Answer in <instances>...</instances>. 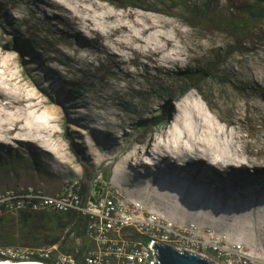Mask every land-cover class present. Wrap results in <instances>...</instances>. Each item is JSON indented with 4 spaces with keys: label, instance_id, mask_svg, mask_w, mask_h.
I'll use <instances>...</instances> for the list:
<instances>
[{
    "label": "rangeland",
    "instance_id": "374dc122",
    "mask_svg": "<svg viewBox=\"0 0 264 264\" xmlns=\"http://www.w3.org/2000/svg\"><path fill=\"white\" fill-rule=\"evenodd\" d=\"M96 1L42 0L39 10L68 19L70 29L86 39L97 33L124 69L143 71L128 63L135 55L149 69H180L186 75L184 85L193 89L179 101L170 97L160 107L154 103V111L139 114L135 111L145 104L137 105L138 91H130L134 97L127 109L121 104L126 98L116 97L111 110L105 109L107 104L99 107L98 98L93 107L101 121L89 125L112 130L116 141L110 148L72 119L63 131L61 108L21 76L14 57L0 53V192L30 185L54 194L69 181L111 184L112 179L122 192L161 216L212 226L264 256V21L254 25L229 7L249 0H113L124 9ZM195 7L206 9L212 24H195L187 12ZM225 21L246 25L250 32L236 37ZM99 70L108 76L116 69ZM170 112L162 126L136 124L155 117L161 121ZM108 120L118 126L104 125ZM127 143L134 145L127 148ZM81 145L89 177L70 148ZM204 169L220 175L218 190L205 183ZM230 178L239 181L238 187H229ZM242 183L248 184L239 187ZM250 256L264 264V258Z\"/></svg>",
    "mask_w": 264,
    "mask_h": 264
},
{
    "label": "trees",
    "instance_id": "16d2710c",
    "mask_svg": "<svg viewBox=\"0 0 264 264\" xmlns=\"http://www.w3.org/2000/svg\"><path fill=\"white\" fill-rule=\"evenodd\" d=\"M41 1L0 0V53L14 57L21 76L42 93L50 104L61 108L63 131H65L66 121L72 119L73 122L80 124V128L87 131L100 145L113 148L116 135H112V130L107 132L103 128L95 126L92 128V125H89L93 120L101 121V116L93 107L98 98H100L99 107L107 104L105 109L109 110L115 105L116 97L117 99L126 98L121 104L127 109L128 102L133 101L134 97L130 91H138L137 105L142 102L145 104L144 107L135 111L139 114L145 110L154 111V103L159 104L160 107L161 101L170 99V97L179 101L183 95L193 89L192 86L184 85L183 79L186 75L180 69L165 72L157 70L156 67L149 69L148 65L142 63L140 58L135 55L131 56L128 63H131L136 69L141 66L143 71L131 72L129 69H124L119 58L108 52L102 45L97 33L87 39L82 37L75 29L73 31L70 29L72 27L69 26L68 19L57 14L49 15L40 11L39 3ZM103 1H107L103 4L124 9V5L116 1ZM249 1L250 3L246 5H229V7L238 9L239 14L246 15L247 21L254 25L262 23L264 21V0ZM138 6L143 10L155 11L145 5ZM53 7L55 10H60L59 6ZM158 12L170 15L161 10ZM187 12L196 18L195 24H212V20L204 8H189ZM222 24L228 25L229 28L226 29L236 37L246 36L250 32L248 26L240 23L234 24L232 21L230 23L225 21ZM22 26H24V32L21 31ZM92 58L98 63L95 64L91 61ZM109 66L116 70L111 71L108 76H103L104 73H101L99 69L110 70ZM109 76L115 77L114 80L110 81ZM204 76L206 74H203V78H205ZM209 76L223 83L226 82L224 76L214 73ZM140 77L142 79H139ZM79 83L80 85H78ZM133 85H136L135 89L131 88ZM144 88L146 90H143ZM176 88H180V90L176 92ZM169 105L172 112L173 108L170 102L167 106ZM94 112L96 113L93 114ZM171 112L165 114L161 121L159 117L152 118V120L133 121L136 124H149V126L161 123L162 126ZM152 116L148 114L145 117ZM126 118L128 119V115ZM112 123L118 126V123L109 120L103 124ZM156 129L158 131V128ZM135 141H139V139ZM127 144V148L134 145V143ZM3 146L4 144L0 143V150ZM85 146L87 147V145ZM70 148L83 167L85 176L89 177V168L84 161L82 162L79 153L84 152L82 145L77 147L79 151L74 146H70ZM85 155L89 158L87 153ZM87 158L85 160H88ZM136 175L139 176L138 173ZM227 181L230 188L238 187L237 179L230 178ZM247 184L242 183V186L239 187H244ZM99 185L100 183L97 182L96 187ZM80 187L81 192L85 193L89 183L80 182ZM87 219L86 216L74 212L57 211L30 212L23 210L15 215H2L0 216V245L51 246L58 244L59 252L76 255L73 251L70 234L73 233L75 237H81L85 243L84 227Z\"/></svg>",
    "mask_w": 264,
    "mask_h": 264
},
{
    "label": "built area",
    "instance_id": "2783aa9c",
    "mask_svg": "<svg viewBox=\"0 0 264 264\" xmlns=\"http://www.w3.org/2000/svg\"><path fill=\"white\" fill-rule=\"evenodd\" d=\"M23 210L74 212L86 216L85 243L81 237L70 234L76 255L59 252L58 244L0 245V263L154 264L156 251L153 244L181 246L191 241L186 232L168 225L156 214L146 211L140 201L127 198L122 190L108 183H100L98 187L89 183L85 193L81 192L78 181L67 182L54 194L30 185L0 192V216L15 215ZM217 251L225 264H261L241 249Z\"/></svg>",
    "mask_w": 264,
    "mask_h": 264
},
{
    "label": "water",
    "instance_id": "95a60500",
    "mask_svg": "<svg viewBox=\"0 0 264 264\" xmlns=\"http://www.w3.org/2000/svg\"><path fill=\"white\" fill-rule=\"evenodd\" d=\"M161 219L168 225L170 224L179 228L178 225L168 223L164 218ZM180 229L181 231H184L189 235L191 241L181 246L173 245L170 243L153 244V248L156 251V261L154 264H222V261L220 262L219 260L213 259L208 253L211 252L214 254V256L220 259L221 257H218L217 249H219L221 252H228L238 249L244 250L243 245L236 242L231 246V249H224L219 246L212 247L211 244L204 245L201 239H193L194 233L196 232L193 224L187 225L184 228ZM216 243L219 244L220 242L216 241ZM244 251L248 255L249 252H247L246 250Z\"/></svg>",
    "mask_w": 264,
    "mask_h": 264
},
{
    "label": "bare ground",
    "instance_id": "6f19581e",
    "mask_svg": "<svg viewBox=\"0 0 264 264\" xmlns=\"http://www.w3.org/2000/svg\"><path fill=\"white\" fill-rule=\"evenodd\" d=\"M204 173H201V175L207 179L208 181H205L206 184H211V185H214L213 186V189L214 190H218V188L220 187L221 185V177L220 175L218 174H215L214 172H211V171H207L206 169L203 170ZM259 173H261V171H258L257 174L259 175ZM255 174V175H257ZM257 175V176H258ZM110 182L111 184H113V186L116 188V189H119L121 190L114 182H112V179H110ZM218 187V188H217ZM122 194L126 195L127 198H131V199H134V200H138V199H135V198H132L130 196H128L127 194H125L124 192H122ZM140 201V200H138ZM142 206L144 207V209L152 214H156L157 217H161V218H164L168 223H172V224H176L179 226V228H184L185 226L187 225H191L193 224L194 225V228L196 229V232L194 233V236H193V239L195 238H199L203 241V244L204 245H207V244H211L212 247H216V246H219L221 248H226V249H231V246L236 242V243H239L241 245H243L244 247V250H247L249 251L248 255H252V256H255L256 259H263L264 256H262L261 254H259V251H252L250 250L245 244L241 243V242H238V241H234L230 238V236L226 233V232H223V231H218L216 230L214 227L212 226H204V225H199L198 223L196 222H188V223H185V224H181V223H178L176 221H172L164 216H161L160 214L152 211L146 204H144L142 201H140ZM201 235V236H199ZM216 241L220 242L219 244L216 243ZM0 264H11L9 262H4V263H0Z\"/></svg>",
    "mask_w": 264,
    "mask_h": 264
}]
</instances>
